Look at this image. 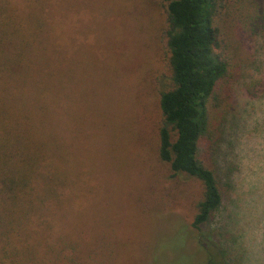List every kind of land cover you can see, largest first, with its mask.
I'll list each match as a JSON object with an SVG mask.
<instances>
[{
  "label": "trees",
  "instance_id": "trees-1",
  "mask_svg": "<svg viewBox=\"0 0 264 264\" xmlns=\"http://www.w3.org/2000/svg\"><path fill=\"white\" fill-rule=\"evenodd\" d=\"M19 1L0 0V264L39 259L48 220L71 199L77 175L64 138L74 110L61 102L82 70L74 54L71 71L59 72V51L29 42L50 40L48 0H22L21 9ZM158 1L165 71L155 85L157 158L172 178L200 186L191 229L204 263L230 264L231 247L212 222L226 200L235 196L229 219L254 194L237 179L236 131L245 123L237 92L250 103L264 97V76L254 78L263 66L264 0Z\"/></svg>",
  "mask_w": 264,
  "mask_h": 264
},
{
  "label": "rangeland",
  "instance_id": "rangeland-1",
  "mask_svg": "<svg viewBox=\"0 0 264 264\" xmlns=\"http://www.w3.org/2000/svg\"><path fill=\"white\" fill-rule=\"evenodd\" d=\"M48 2L50 40L29 42L33 48H56L59 72L71 71L74 54L82 70L74 95L61 102L64 112L74 110L64 138L77 175L73 191H66L71 199L48 220L52 234L44 231L39 259L30 264H205L191 229L200 186L172 178L157 158L155 85L165 71L159 1ZM17 6H24L22 0ZM258 43L263 66L256 79L264 76V40ZM237 96L245 110V123L236 131L237 179L249 188L251 177H264V167L255 171L264 163V97L250 103ZM230 202L212 225L219 241L231 247L230 264H247L237 240L239 217L227 219Z\"/></svg>",
  "mask_w": 264,
  "mask_h": 264
},
{
  "label": "clouds",
  "instance_id": "clouds-1",
  "mask_svg": "<svg viewBox=\"0 0 264 264\" xmlns=\"http://www.w3.org/2000/svg\"><path fill=\"white\" fill-rule=\"evenodd\" d=\"M260 149V145H255ZM264 167L260 164L255 171ZM264 177L256 175L251 177V186L254 194H246L243 206L236 211L239 217L241 231L237 236L238 243L242 245L247 264H264V200L260 198L261 181Z\"/></svg>",
  "mask_w": 264,
  "mask_h": 264
}]
</instances>
